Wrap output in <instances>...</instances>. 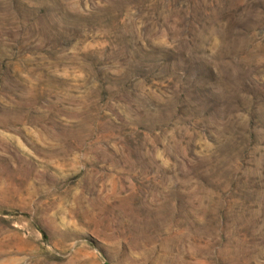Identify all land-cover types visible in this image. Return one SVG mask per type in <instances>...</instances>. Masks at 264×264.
I'll use <instances>...</instances> for the list:
<instances>
[{
	"label": "rangeland",
	"instance_id": "1",
	"mask_svg": "<svg viewBox=\"0 0 264 264\" xmlns=\"http://www.w3.org/2000/svg\"><path fill=\"white\" fill-rule=\"evenodd\" d=\"M0 264H264V0H0Z\"/></svg>",
	"mask_w": 264,
	"mask_h": 264
}]
</instances>
